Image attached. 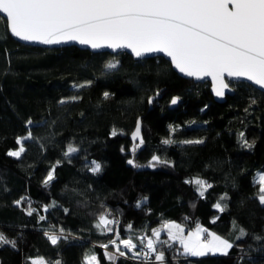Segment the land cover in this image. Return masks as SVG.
Listing matches in <instances>:
<instances>
[{
  "label": "trees",
  "instance_id": "1",
  "mask_svg": "<svg viewBox=\"0 0 264 264\" xmlns=\"http://www.w3.org/2000/svg\"><path fill=\"white\" fill-rule=\"evenodd\" d=\"M110 62L117 67L108 71ZM231 84L235 92L221 102L208 81L182 76L164 56L25 44L0 14V232L16 241L0 245V264H87L115 233L139 243L170 221L187 231L201 224L234 247L227 256L192 257L169 240L172 248L157 245L167 264H264V204L254 183L264 172V91ZM29 133L20 158L8 156ZM70 144L78 151L65 157ZM194 178L212 187L200 196ZM101 213L119 219L116 229L96 227ZM240 228L246 235L237 239ZM46 232L60 237L56 245ZM160 238L169 239L166 230ZM102 264L142 259L118 255Z\"/></svg>",
  "mask_w": 264,
  "mask_h": 264
},
{
  "label": "snow or ice",
  "instance_id": "2",
  "mask_svg": "<svg viewBox=\"0 0 264 264\" xmlns=\"http://www.w3.org/2000/svg\"><path fill=\"white\" fill-rule=\"evenodd\" d=\"M0 13L7 18L8 30L20 40L45 45L76 41L93 49H131L137 57L149 52H163L171 57L175 68L186 76L197 79L211 77L217 96L222 97L224 90L229 87L224 80L225 74L229 77H244L264 89V0H0ZM116 67L117 64L111 62L105 65L108 71ZM87 83L90 84L91 81ZM84 86L81 84L73 87ZM103 95L106 99L109 97L108 92ZM72 99L79 97L74 96ZM178 99L174 97L171 103L176 104ZM60 103L64 101L61 100ZM28 123L31 124L32 121L29 120ZM139 133L137 122L133 140L137 139ZM112 135H116L115 130ZM240 135L243 138L244 134ZM29 138L31 133L28 137L18 138V149L10 150L7 155L19 159L25 151L22 141ZM162 142L169 144L172 141L166 139ZM202 142L186 140L182 143ZM243 143L248 147L252 146L247 140H243ZM140 144H143L142 138ZM77 151L70 144L64 155L70 157ZM159 160L157 156L152 157V161ZM127 162L133 164L131 159ZM92 164L94 166L91 171L99 172L100 164L95 161ZM54 172L55 167L45 177V185L54 179ZM194 183L199 185L200 196L212 187L199 178H194ZM254 183L260 185L257 198L264 204V174H259ZM15 203L19 205L21 201ZM139 206L138 204L137 207ZM214 207L224 210L220 203ZM27 215H32L30 209L27 210ZM40 219L44 217L41 216ZM98 221L96 227L105 229L116 223L115 219H108L103 213L99 215ZM128 228L131 229L132 226L129 225ZM165 230L169 239L161 240V231ZM183 232L184 229L179 224L167 222L162 229L152 230L155 239H148L146 244L143 238H137L140 246L146 250H138L132 237L121 238L118 232L115 239H110L101 247L107 249L108 244H112L119 256L131 253L132 256L142 257V264H166L163 248H158L157 245L172 248L169 240H179L182 254L192 257L217 254L227 256L234 247L229 239L200 225L190 230L187 236ZM45 235L53 245L60 239L54 233L46 232ZM245 235V230L240 228L237 239ZM5 244L14 248L16 241L9 240L0 232V245ZM121 245L127 252L122 250ZM105 256L108 260L115 258L114 253L107 251ZM33 264H45V261L39 258ZM51 264H60V261L56 260ZM87 264H99V261L92 255L87 258Z\"/></svg>",
  "mask_w": 264,
  "mask_h": 264
},
{
  "label": "water",
  "instance_id": "3",
  "mask_svg": "<svg viewBox=\"0 0 264 264\" xmlns=\"http://www.w3.org/2000/svg\"><path fill=\"white\" fill-rule=\"evenodd\" d=\"M3 17L6 18V16L2 13H0ZM7 20V18H6ZM8 23V21H7ZM11 33V32H10ZM12 35V34H11ZM15 39L25 43V44H30V45H39V46H46V47H56V46H65V45H72V44H75V45H78L79 47L81 48H87V49H90L91 51H109V52H118V51H127L129 52L130 54H132L135 58H143V57H151V56H164L166 59L170 60V62L172 63V66L173 68L179 73L181 74L182 76H185V77H189V76H186L184 73H181L178 69L175 68V65L174 63L172 62V59L171 57H169L166 53H163V52H149V53H145L143 56H140V57H137L132 51L131 49H111V48H100V49H93L91 48L89 45H81L79 44L78 42L76 41H69L67 43H61V44H53V45H45V44H40L38 42H33V41H24V40H20L18 37H15L14 35H12ZM193 78L194 80L196 81H208L210 83V91L214 97L215 100L217 101H225L226 98H227V95L228 94H233L235 92V86H233L231 84V82H239V81H244V82H248L250 84H252L253 86H255L256 88L258 89H261L264 91V89L260 88L258 85H255L253 82L251 81H248L246 78L244 77H240V78H237V77H229L227 76V74H225L224 76V80L226 83L229 84V87L227 89L224 90V95L221 97V96H217L215 94V91H214V88H215V84L214 82L212 81L211 77H204L203 79H197L196 77H191ZM175 97H178V96H175ZM155 98V96H152L150 98L151 100V103L153 101V99ZM174 98V97H173ZM179 98V97H178ZM172 101V100H171ZM179 102V99L177 101V103ZM176 103V104H177ZM176 104H172L171 103V106H175Z\"/></svg>",
  "mask_w": 264,
  "mask_h": 264
},
{
  "label": "rangeland",
  "instance_id": "4",
  "mask_svg": "<svg viewBox=\"0 0 264 264\" xmlns=\"http://www.w3.org/2000/svg\"><path fill=\"white\" fill-rule=\"evenodd\" d=\"M258 174H257V176H256V178L258 179V176H259V174H264V172H257ZM170 222H174V223H176V224H180V223H178V222H176V221H170ZM180 226H181V224H180ZM196 227V226H195ZM194 227V228H195ZM202 227V226H201ZM194 228H192V229H194ZM204 228V227H203ZM192 229H190V230H192ZM190 230L188 231V232H183V235L184 236H187V235H189V233H190ZM209 231H211V232H213V233H215V234H217V235H220L221 237H224V236H222L221 234H219V233H217V232H215V231H213V230H209ZM12 232V231H11ZM13 233V232H12ZM224 238H226V237H224ZM178 241V240H177ZM117 243H119V242H117ZM121 248H122V250H124L123 249V247H122V245H121ZM110 252V253H114L115 254V257H117L119 254L118 253H115V248L114 249H110V247H108L107 249H105L104 248V251H102L101 253H98V254H94L96 257H97V259H98V261H99V264H102V263H104L106 260H107V258H106V256H105V252ZM92 256V255H91ZM90 257V256H89ZM37 261V260H36ZM156 264H160V262H156ZM167 264V263H166Z\"/></svg>",
  "mask_w": 264,
  "mask_h": 264
},
{
  "label": "built area",
  "instance_id": "5",
  "mask_svg": "<svg viewBox=\"0 0 264 264\" xmlns=\"http://www.w3.org/2000/svg\"><path fill=\"white\" fill-rule=\"evenodd\" d=\"M105 215H106V214H105ZM106 216H107V215H106ZM107 217H108V216H107ZM108 219H115V221H116V223L111 224V225H108V228L111 229V230L116 229V227H117V223H118L119 219H117V218H110V217H108ZM119 234H120V233H119ZM120 237H121V238H128V237H122L121 234H120ZM140 237L143 238V240H145V241H144L145 244L147 243V240H148V239H151L150 236H146V235L143 234V233L140 235ZM115 238H116V233L114 234L113 239H115ZM117 242H119V240H117ZM133 242H134V243H137L134 239H133ZM137 245H138V250H146V249L142 248V246H140L139 243H137ZM124 251L127 252L126 249H124ZM128 254L132 255L131 253H128ZM134 257H135V256H134ZM136 258H138V257H136ZM140 259H142V257H141Z\"/></svg>",
  "mask_w": 264,
  "mask_h": 264
},
{
  "label": "crops",
  "instance_id": "6",
  "mask_svg": "<svg viewBox=\"0 0 264 264\" xmlns=\"http://www.w3.org/2000/svg\"><path fill=\"white\" fill-rule=\"evenodd\" d=\"M179 225H180V224H179ZM198 225H200V226L204 227V226H203V225H201V224H198ZM181 227L184 229V231H185V232H188V231L186 230V227H185L183 224H181ZM204 228H205V227H204ZM192 230H193V229H192ZM105 262H106V261H105ZM105 262H104V263H105Z\"/></svg>",
  "mask_w": 264,
  "mask_h": 264
}]
</instances>
